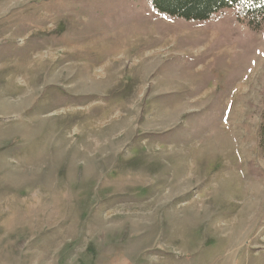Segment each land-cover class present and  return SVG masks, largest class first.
I'll use <instances>...</instances> for the list:
<instances>
[{
	"label": "rangeland",
	"instance_id": "1",
	"mask_svg": "<svg viewBox=\"0 0 264 264\" xmlns=\"http://www.w3.org/2000/svg\"><path fill=\"white\" fill-rule=\"evenodd\" d=\"M264 25L150 0H0V264H264Z\"/></svg>",
	"mask_w": 264,
	"mask_h": 264
},
{
	"label": "trees",
	"instance_id": "2",
	"mask_svg": "<svg viewBox=\"0 0 264 264\" xmlns=\"http://www.w3.org/2000/svg\"><path fill=\"white\" fill-rule=\"evenodd\" d=\"M152 8L189 20H206L231 7H241L248 25L255 30L264 25V0H150ZM260 148L264 155V110L260 127Z\"/></svg>",
	"mask_w": 264,
	"mask_h": 264
}]
</instances>
